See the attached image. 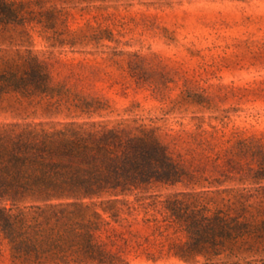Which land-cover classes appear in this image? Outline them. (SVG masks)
<instances>
[{"label":"rangeland","instance_id":"obj_1","mask_svg":"<svg viewBox=\"0 0 264 264\" xmlns=\"http://www.w3.org/2000/svg\"><path fill=\"white\" fill-rule=\"evenodd\" d=\"M7 1L32 13L0 32V60L31 53L68 101L47 112L0 96V124L153 130L192 176L128 197V211L120 206L113 244L102 236L119 252L118 264H263L264 244L235 256L181 259L174 245L187 238L162 219L164 200L185 192L212 211L235 215L241 203L246 216L264 220V165L252 179L264 164V0ZM0 264H11L1 235Z\"/></svg>","mask_w":264,"mask_h":264},{"label":"trees","instance_id":"obj_2","mask_svg":"<svg viewBox=\"0 0 264 264\" xmlns=\"http://www.w3.org/2000/svg\"><path fill=\"white\" fill-rule=\"evenodd\" d=\"M27 7L0 0V32L23 26L32 13ZM7 94L43 104L47 112L60 111L68 101L62 87L51 86L46 65L29 52L0 60V96ZM259 165L252 179L260 178L264 164ZM190 178L153 130L73 121L0 124V235L10 262L118 264L119 252L108 249L107 241L113 244L111 224L121 221L120 206L128 211V197ZM238 210L212 211L193 193L169 195L162 222L187 238L174 245L175 255L210 260L257 252L264 244V220L246 216L241 203Z\"/></svg>","mask_w":264,"mask_h":264}]
</instances>
